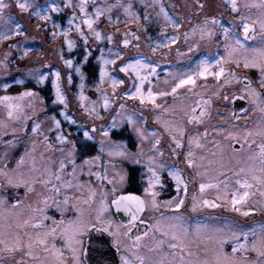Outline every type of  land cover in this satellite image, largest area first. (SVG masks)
Wrapping results in <instances>:
<instances>
[{
	"label": "snow or ice",
	"instance_id": "snow-or-ice-1",
	"mask_svg": "<svg viewBox=\"0 0 264 264\" xmlns=\"http://www.w3.org/2000/svg\"><path fill=\"white\" fill-rule=\"evenodd\" d=\"M207 2L192 0L189 5L191 14L200 17L199 22L193 23L191 16L178 18L179 13L170 12L169 9L176 6L166 5L163 0H139V8L134 6L133 0H114L111 3L109 0H103L102 3H98V0H61V3L48 0L46 5L40 6L35 0H0V46L12 41L7 44V48L20 50V42H16L15 38H28L27 28L14 17L13 8L19 14H29L35 16L37 21L44 22L47 25L45 30L52 29L53 40L64 37L63 44L56 51L64 65L79 74L77 99L90 126L79 124L67 111L68 99L61 86L59 70L52 73V103L63 106L58 115L63 116L70 125L77 126L83 145L95 142L97 134L100 137L98 154L87 156L77 164V141L69 138L70 133H65L56 114L47 117L52 121V127L47 132H54L55 135L50 138L42 130L44 121L39 118L37 109L44 108V101L38 92L25 90L17 95L0 96V107L5 110V119H0V129L4 130L2 135H9V122L21 124L27 132L28 121H32L31 135L42 138L39 141L42 147L39 163L34 155L36 141H33L32 149L19 157L15 167L9 168L7 163L0 166V206L8 205L9 196L14 201L0 212V264H113L108 259L111 249L117 253L131 252L134 257L130 259L128 255L121 254L119 264H264V223L250 227L247 231L238 225L226 234L206 236L202 249L199 242L188 239V232L182 224L184 217L181 209L188 196L189 181L175 163L166 164L157 159L165 155L160 147L161 133L148 132L141 126L147 124V118L143 115L145 110L155 113V122L162 124L169 137L171 155L179 158L183 152V163L188 169L194 170L195 176L202 178L200 194L191 197V211L205 207H225L243 217L264 211V91L258 90H264V0L258 3L218 0L216 10L212 12L206 9ZM253 8L258 10L255 14ZM65 9H70L71 14L67 17V26L62 27L53 19V15H63ZM116 10L122 13L123 20ZM104 22L112 25L115 32H120L121 24L125 26L126 30L121 33L125 49L131 45L132 39L136 41L135 48H140L141 36L137 35L140 32L145 35L151 54L158 53L160 57H165L181 37L188 44L191 37L198 35L200 40L208 42L222 38L226 55L216 59L205 57L188 71L169 74L164 84L170 87L159 88L153 83L160 79L158 65L149 62L148 57L139 54L140 58L125 60L124 52L119 47L115 50L109 47L106 57L105 49L101 48L96 57L100 64L99 81L95 88L99 100L93 101L85 95L84 82L87 77L83 68L93 55L89 48L90 40L99 43L107 41L109 45L113 42L114 33L99 30ZM152 23L158 28L159 39H153L148 33L146 25ZM130 24L137 26L135 31L128 27ZM185 25L188 26L187 30L181 32ZM40 26L38 23L37 30ZM73 32L84 46L83 55L75 64L73 58H65L66 50L71 52L77 47L76 40L71 38ZM249 41L258 43L250 47ZM198 47L189 45L188 52ZM31 51V48H24L17 59L23 60ZM177 53L184 55L178 49ZM11 56V51L3 53L0 65L4 69H7ZM118 60L121 65L117 70L113 66ZM227 64L234 65L235 69L257 70L258 88L253 86L249 76H237L234 68L225 67ZM114 71L129 78V87L123 92H118V89L125 85V79L114 75ZM27 75L35 79L37 84H43L48 79L39 69L29 70ZM209 77L216 83L208 85L206 81ZM66 80L68 85H72V72L67 74ZM233 82L241 85L240 93L223 92V88ZM16 83L23 84L24 81L17 80ZM105 84L111 91L104 88ZM9 87V84H4L3 90L6 92ZM169 98L173 101L170 105ZM237 100H247L248 106L238 110L233 108L230 113L218 112L220 119L227 123L225 117L230 116L233 121H246L251 112H259L260 117L255 126L249 128L245 124L240 129L238 125L231 124L227 129L221 126L211 128L212 132L224 136L225 140L240 144L239 149L232 148L233 153L242 151L245 144L248 146L249 155L245 160L237 157V166L233 167L231 161L225 159L224 145L219 140L213 138L216 151L206 147L209 142L206 121L212 117L215 101L234 105ZM128 101L141 107L129 109ZM117 102L118 110L110 122L98 128L95 122L105 119L101 112L109 111ZM165 114H170V117L165 118ZM124 124L130 125L137 137V144L134 145L136 152L130 151L125 142H116L110 137L113 130L120 129ZM188 126H192L191 132ZM199 126H204L203 131L199 130ZM11 135L12 139L4 142L8 146L17 142L15 127L11 128ZM149 136L152 137L149 151L154 155L145 160L142 146ZM198 149L203 154H198ZM55 152L61 153L58 161L52 158ZM105 153L109 158L120 157L131 160L133 164H145L148 178L143 197L133 193L118 194L117 178L119 183H124L126 172L115 171L116 164L111 159L101 163ZM206 165L214 167L208 168ZM109 166L113 169L111 178ZM69 168L71 171H68ZM165 169L174 181L176 195L160 201V192L156 189L165 187L161 175ZM209 172L215 175L209 176ZM81 176L94 177L99 187H93L91 180L81 181ZM205 177L207 182H203ZM104 181L111 185L110 192L104 186ZM37 186L42 191H37ZM21 188L25 190V198L30 194L37 197V206L25 203V198L19 194ZM85 189L88 192L86 198L75 195ZM208 189H215L212 199L204 197ZM109 195L112 197L110 200ZM81 205H88L89 209L85 210ZM162 206L173 214L166 216L161 212L151 224L141 218L146 211L156 212ZM69 207L75 209L77 215L66 221L63 215ZM49 208L60 212L61 219L48 215ZM120 213L128 215L127 223L112 218L113 214ZM137 222L146 225V229L142 235L133 237L132 228L136 227ZM199 234L198 229V237ZM145 237L151 239L142 243ZM228 244L231 245L230 251L225 249ZM142 248L144 251H141ZM250 254H254L255 258H250Z\"/></svg>",
	"mask_w": 264,
	"mask_h": 264
},
{
	"label": "rangeland",
	"instance_id": "rangeland-1",
	"mask_svg": "<svg viewBox=\"0 0 264 264\" xmlns=\"http://www.w3.org/2000/svg\"><path fill=\"white\" fill-rule=\"evenodd\" d=\"M56 2L61 3V0H56ZM102 2H103V0H98V3H102ZM109 2L110 3L114 2V0H109ZM163 2L166 5L167 4H173L176 6L175 8L169 9V11L179 13L178 18H183L185 16H191L193 23L199 22L200 17H196L195 15H192L191 10L189 8V5L192 3V0H163ZM217 2H218V0H208V2L206 3V9L209 12L215 11L216 10L215 4ZM241 2H243V0H241ZM248 2L249 3H258L259 0H248ZM35 3L38 6L46 5L48 3V0L45 3L40 2V0H35ZM133 3H134L135 7L139 8V0H133ZM89 10L91 11V7ZM116 11L118 14L121 15V19L123 20L124 17L122 15V13H120L119 10H116ZM149 11L152 12L151 9H149ZM257 11L258 10L255 8L252 9L253 14H255ZM12 14L14 15V17L17 20H19L27 28L28 38L27 39H25L24 37H16L15 38V41L17 40L16 42H20V45H21L20 50L7 48V44L12 43V41L5 42L4 45L0 46V60H3V53L5 51H11L12 52V56L9 58L7 69H4L3 66L0 65V86L2 87V91L5 92L3 90L4 84H9L10 87L8 89H10V90H14L18 86H24L26 84H31L32 89H30V90H32V91H37L38 89L47 90V88H48L49 92H48L47 96L49 98V101H47L46 98L43 97V95L37 91L39 93L40 97H42L43 101H44V108L43 109H39V108L37 109V113L39 115V118L42 121H44V123L42 124V130L45 131V133L48 134L50 136V138L55 135L54 132H52V133L47 132V130L52 127L51 119L47 118V117H51L52 115H49L46 113V111L48 112V110H49L48 108L51 105V107H52L51 109L53 111L52 113L56 114L57 118L61 120V126H62L63 130L65 131V133L71 134L69 138L73 139V140H76V138L81 139V132L78 130L77 126L76 125H70L67 121L64 120L63 116L58 115V113L63 109V106L59 105V104H53L52 103V100L54 99V87H53L54 77H53L52 73L55 72L56 70H59L61 73V86H62V89L64 90V92L66 93L67 99H68L69 107H68L67 111L74 116V118L78 121L79 124H88L90 126V121H88L83 110L80 108V102L77 99V93L79 91L78 86L80 84L79 74L75 73L72 69H68L64 65L63 61H61L59 59V55L56 51V49L61 47V45L63 44L64 37H58L56 40H53L51 37V33H50L49 37L47 39L41 33L42 28H43L42 26H40L39 30H37V24L40 23L41 21H37L35 16L29 15V14H19L17 9H15V8L12 9ZM70 14H71V10L65 9L63 15L58 16V15L54 14L53 19H55L59 23L61 21V18L63 17V24H60V25L62 27H66L67 26V17ZM32 17H34L35 19L33 21L31 20V22H30V19ZM153 17H155L154 12H153ZM152 25L154 28L157 27L155 23H152ZM107 26H108V24L106 22L101 23L99 30L114 33L112 44L109 45L107 43V41H105L103 43H99V42H96L94 40H90L89 41V48L93 52V55L91 57L92 58L94 56L98 57L100 54L98 49H101V48L105 49V56L107 57V55H108L107 49L109 47L113 48L114 50L119 47V49L122 52H124V59L125 60L129 59L130 57L140 58L139 54H142L144 57L149 58V62H154L155 64L158 65L157 73H158L160 79H159V81L154 80L153 83L157 84V86L159 88H169L170 87L169 85L164 84L165 79L169 78V74H175V73L188 71V70L195 67L196 62H198L201 59H204L205 57H210L212 59H216V58H219V56H221V55H226L225 49L223 50V43L224 42H223L222 38L214 40L212 42H208V41L200 40L198 35L191 37L188 44H185L183 37H181V40L177 44L172 46V50L169 52V55H167L165 57H160L158 53L156 55H152L150 52V49L147 47L145 35L143 33H140V32H137V35L141 36L140 48L139 49L135 48L134 45L136 44V41L134 39H132L131 45L125 49L122 45L123 36L121 35V33H123L126 30L125 26L124 25L120 26V32H115V29L111 30V28H109ZM128 27L131 28L133 31H135L137 26L135 24H130V25H128ZM187 28H188V26L185 25V27L181 29V32L186 31ZM59 30L60 29H56V31H59ZM170 32H171V30H170ZM149 34L152 35L153 39H159V32L158 31H156L155 33L151 32ZM71 38L76 40L77 47L74 50H72L71 52H68L66 50L65 51V58H73L74 64H75V63H78L80 61V58L84 52V46H83L82 41L76 35L75 32L72 33ZM129 39H131V37H129ZM189 45H193V46L199 45V47L194 48L193 52L189 53L188 52V46ZM24 48H31L32 51L23 60L17 59V57L19 55H21L22 50ZM177 49L179 50V53H184V55H178ZM162 51L167 52L169 50L168 49H162ZM96 53L98 55H95ZM94 64L98 68V80L97 81L93 80V82L90 84L91 88L87 87L89 85L86 83V80H85V82H84L85 83V95L90 97V99L93 101H98L99 100V94L95 91V88H96L98 81H99L100 64L97 61V59L94 60ZM120 65H121V61L118 60L116 65L113 67L118 70ZM227 68H234V67H231L230 65H228ZM35 69H39L43 74H45L48 77V79L45 80L43 84H37L35 79H33L32 77L27 75L29 70H35ZM234 70L236 71V73L239 72V70H237L235 68H234ZM83 71H84V68H83ZM69 72H72V85H68L67 80H66L67 74ZM113 74L117 75L120 78L125 79V85H123L120 89H118V92H123L125 88L129 87V78L127 76H125L123 73H119L118 71H114ZM17 80H23L24 83L23 84H17L16 83ZM233 83H235V82H233ZM145 87L147 88L148 85L146 84ZM225 87H226V89H225ZM225 87L223 89V92H227L228 90L232 89L230 86H225ZM104 88L107 89L108 91H111L110 87L107 84L104 85ZM24 90H22V91H24ZM17 94L18 93H15V94L3 93V95H17ZM217 102H220V101H217ZM217 102L215 101V103H214V106L212 109V117L219 119L220 116L217 113L218 112L223 113L224 109L225 110L227 109V106L222 105L221 107H217L216 106ZM25 103H27V101H25ZM85 103H88V101H85ZM172 103H173L172 99L169 98L168 104L170 105ZM118 104H119V102H117V104L113 105V107L109 111H106V112L102 111L101 112V114L104 116L105 119L103 121H96L95 122L98 128L101 124L107 126V124L110 122V118L118 110ZM97 107L99 108V104H97ZM127 107L129 109H133V108L138 109L141 106H139L138 104H136L133 101H128ZM143 115H144V117L147 118V124L141 125V126L146 128V130L148 132L159 131L161 133V145H160V147L165 153V155L162 157L163 159L161 158V160L164 162H165V160H167V161H169V163H171V159L173 157H171L172 155L169 152V148H168L169 137H168L167 133L164 131L162 124H157L155 122V119H154L155 113H153V112L145 110ZM169 117H170V114H165V118H169ZM212 117L210 120L207 121V124H206L209 128V132H212L211 128L213 126H215V122H216V120H214ZM228 118H229V116L225 117V119L227 120V123L224 126H222V125H219V126L225 127L227 129L229 127V125H231V123L228 121L229 120ZM0 119H5V110L3 109V107H0ZM222 121L225 122V120H222ZM31 125H32V121H28V131L25 132L23 130V126L21 124L9 122V129H8L9 135H2L4 130L0 129V137H3L4 142H5L7 140L12 139L11 128L12 127L16 128V140H17V142L12 146H8L4 143V146H3V150L5 152L4 154H10L11 155L15 152V150L20 149V151L18 153V156L20 157L21 155L25 154L26 150L30 151L33 147V141H36V152L34 153V155L37 157L38 163L40 162L39 161V153H40V151H42V147L40 146L39 141L42 138L41 137H33L31 135ZM200 127H202V126H199V128ZM238 127L240 129L244 128V127H241L240 125H238ZM248 127L252 128L254 126L248 125ZM188 131L189 132L192 131L191 126H188ZM212 133H214V132H212ZM130 136H131V139H129ZM110 137L113 141L125 142L130 151H132V152L137 151V148L134 147V145L137 144V137H136L135 133L132 131L130 125L124 124L120 129L113 130L112 133L110 134ZM18 138H20V140H18ZM213 138H215V140H219L220 143L222 145H224L225 159L230 160L233 167L237 166V164H236L237 157L241 160H245L246 157L249 155V152L243 153L244 155L242 153L237 154V153L231 152L230 144L233 141L225 140L224 136H222V135L209 133V138H208L209 142L207 143L206 147L209 149H212V151H216V149L213 147V143H214ZM99 139H100L99 134H97V140L95 142H89V144L87 145V147L89 146V147L95 148L96 153H94L93 156L97 155L99 152ZM151 141H152V137L149 136V139L144 141L143 146H142L144 154H145V156H144L145 160L148 156L154 155V153L149 151ZM18 143H20V146L18 145ZM53 143H54V141H53ZM77 145H78V142H77ZM56 147H59V146L56 145ZM186 150H187V144L185 143V151ZM66 151H67V149H66ZM196 151L198 154H203L202 150L198 149ZM60 157H61V153H59V152L52 153V158L54 160L58 161V159ZM209 158L211 159V157H209ZM109 159H111L112 162L116 164L115 171L124 170L126 172V179H127L128 167H133V168L141 167L142 170L140 172H138L136 175L137 179L142 180L141 176H143L144 180H147L148 173H147V169H146L144 163L133 164L131 162V160H124L123 158H120V157L109 158V157H107L106 153L102 155L101 163H104ZM157 159L160 160L159 157ZM177 160H178V162L175 164L183 170V173L185 174L186 178H188L189 169L183 163V152H181V154H180L179 158H177ZM80 163L81 162H79L77 164H80ZM172 164H173V162H172ZM206 167L212 168V167H214V165H206ZM68 171H71V169L69 168ZM85 171H87V169H85ZM112 173H113V169L111 168V166H109V177L110 178L112 176ZM161 175H162V181H163V179L164 180L165 179L172 180L171 177H169L167 175L166 169L162 171ZM212 175H215V173L209 172V176H212ZM80 180L81 181L91 180L93 187H97V188L99 187V182H97L94 177L81 176ZM191 181L192 182L193 181L202 182V178L195 176V172L191 171ZM203 182H207V177L203 178ZM103 183H104V186L110 192L111 185H108L107 181H104ZM124 187H125V182L121 184L118 182V178H117L118 192L122 191L124 189ZM37 188H40V187L37 186ZM207 191H209L211 193V191H213V189H208ZM75 195L82 196V197L86 198L88 195V192L85 189L82 192H76ZM196 195H199V194H196ZM214 195H215V193L213 194V197H214ZM111 198H112L111 195H109V200ZM81 207H83L85 210L89 209L88 205H81ZM198 210L204 211L205 214L203 217H201V219H199V221L196 220L197 222L191 224V232L194 233L193 236L191 235V240H196L201 245L202 244L204 245V237L217 235V234H214L213 231L208 233L209 229H217L220 233L226 234L229 231V229H235L238 225L240 227H242L244 230H248V228H250V227H258L259 224H261L263 222L262 221L257 222V223L254 222L255 224L253 225L252 221L264 220V211H258L255 214L250 215L248 217L241 216L240 219H242V223H240L239 219H238L240 215L235 213V212H232L229 208L221 207V208L212 209V208H206L205 207V208H201ZM198 210L195 212L191 211V215H192V213H198ZM67 212L69 214L72 212V214H73L69 218V220L74 219L75 216L77 215V213L75 212V209H72V211H71V207H69ZM161 212H163V211H161L160 209H159V211H156V212L149 211V214L147 217L150 219L158 218L160 216ZM169 213L171 215L173 214L170 211H169ZM218 214H219V216H218ZM222 214L226 215V216H223ZM215 215H217L218 218L226 219V221L222 222L221 226L220 225L216 226L213 222L217 218ZM220 215H221V217H220ZM153 222H154V220H153ZM247 225H249V226H247ZM198 229H199V233H200L199 237L197 236V230ZM157 235H158V233H157ZM150 239H151V237L148 238L147 242H149ZM202 248L203 247L201 246V249Z\"/></svg>",
	"mask_w": 264,
	"mask_h": 264
},
{
	"label": "flooded vegetation",
	"instance_id": "flooded-vegetation-1",
	"mask_svg": "<svg viewBox=\"0 0 264 264\" xmlns=\"http://www.w3.org/2000/svg\"><path fill=\"white\" fill-rule=\"evenodd\" d=\"M47 0H40V2H43V3H45ZM18 11V10H17ZM35 18L34 17H32L31 19H30V22H31V20L33 21ZM51 23V21H49L48 22V24H50ZM41 26L43 25V26H46L47 27V25L44 23V22H40L39 23ZM59 24H63V17L61 18V21L59 22ZM19 39V38H18ZM17 41V40H16ZM258 42L257 41H249L248 42V44L250 45V46H255L256 44H257ZM223 50H224V48H223ZM228 65H230L231 67H234V65H232V64H227V65H225V67L227 68L228 67ZM237 70H239V72H237V75L238 76H240V77H242V76H245V75H247V76H249L251 79H252V81H253V86H255V87H257L258 88V84H257V80H258V71L257 70H255V69H252V70H246V69H242V68H240V69H237ZM202 82V81H201ZM201 82H198V83H201ZM206 83L208 84V85H213V84H215L216 83V81H214V79L212 78V77H209L208 79H207V81H206ZM226 86H230L232 89H230V90H228L227 92L228 93H231V92H233V91H235V92H237V93H240V88H241V85L240 84H236V83H232L231 85H226ZM224 89V88H223ZM225 89H226V87H225ZM25 90H30V89H25ZM24 90V91H25ZM258 90H260V91H264V90H261V89H259L258 88ZM2 91V87L0 86V92ZM23 92V91H22ZM0 96H3V93L2 94H0ZM217 102V101H216ZM222 105H224L221 101L220 102H217V107H221ZM227 106V109L225 110L224 109V112L223 113H230L232 110H233V108H234V105H226ZM247 107L248 106V101L247 100H244V103H243V105H242V107ZM223 110V109H222ZM260 117V113L259 112H251L250 114H249V116H248V119L245 121V120H240V121H233L232 119H231V117L229 116V122L231 123V124H237V125H240L241 127H245V124L248 126V125H252V126H255V124L257 123V121H258V118ZM214 120H216V122H215V126H219V125H222V126H224L226 123L225 122H223L220 118L218 119V118H214V117H212ZM206 124H207V121H206ZM192 127V126H191ZM203 129H204V126H202V127H200L199 128V130H201V131H203ZM209 133H211V134H217V133H212V132H209ZM217 135H219V134H217ZM18 140H20V138H18ZM257 142H259V139H258V141ZM241 143H243V141H241ZM18 145L20 146V143H18ZM231 146H230V150H231V152H233L232 151V148L233 147H235V148H237V149H239L240 148V144H238V143H235L234 141L230 144ZM3 146H4V139H3V137H0V166H3V164L4 163H7V165H8V167L9 168H13L14 166H15V164H16V161L19 159V156H18V153H19V151H20V149H17V150H15V152L13 153V154H7V155H5L4 153V150H3ZM253 148L255 149V146H253ZM170 152V151H169ZM248 153V146L245 144L244 145V149L242 150V151H240L239 153ZM239 153H237V154H239ZM244 155V154H243ZM171 157H173V156H171ZM160 158V160H161V158L162 157H159ZM163 159V158H162ZM165 162L167 163V164H172V162L173 163H177L178 162V160H177V157H173L172 159H171V163H169V161H167V160H165ZM131 168H133V167H128V170H127V179H126V181H125V187H124V189L122 190V191H120V192H118V194H127V193H133V194H136V195H140V196H144V188H146L147 187V180H144V177L143 176H141V178H142V180H139V179H137V176H135V175H133L132 174V177H131V172H130V169ZM142 170V168L141 167H139V171L138 172H140ZM191 171L193 172L194 170H192V169H189V171H188V181H189V189H188V196H187V198H186V200H185V206H184V208L183 209H181V214L183 215V217H184V219H183V221H182V224H183V227L187 230V232H188V239L189 240H191V235L193 236L194 235V233H192L191 232V224L192 223H195V222H197L196 220H198L199 221V219H201V217H203L204 216V211H200V210H198V213H192V215H191V197H192V195L193 194H200L199 193V184L201 183V182H197V181H191ZM137 175V174H136ZM185 175V174H184ZM190 175V176H189ZM186 177V176H185ZM133 178H135V179H133ZM163 183H164V185H165V187L164 188H157L156 189V191H158V192H160V196L158 197V199L160 200V201H164V200H168V199H171L173 196H175L176 195V191H175V187H174V181L173 180H167V179H163ZM9 191H11V190H9ZM37 191H42V189L41 188H37ZM24 193H25V190L23 189V188H21V189H19V194H20V196L22 197V198H25L24 197ZM215 193V189H213V191H211V193L209 192V191H207L206 190V192L204 193V197L205 198H207V199H212L213 198V194ZM257 199H259L258 197H257ZM36 201H37V197L34 195V194H30L27 198H25V203L26 204H32V206L33 207H35V206H37V203H36ZM14 201L11 199V197L9 196L8 197V205H6V206H0V212H3L4 210H5V207H9L10 206V204L11 203H13ZM42 206V205H41ZM72 209L73 208H71V211H72ZM160 210L161 211H163V213L167 216H170L171 214L169 213V211L166 209V208H164L163 206L160 208ZM148 214H149V211H146L145 213H143L142 214V216H141V218L142 219H144V220H146L147 222H148V224H151V223H153V218L152 219H150V218H148L147 216H148ZM200 214V215H199ZM48 215H50V216H54L55 217V219H57V220H59V219H61V214H60V212H58L57 210H55V209H53V208H49L48 209ZM73 214H72V212L69 214L67 211L66 212H64V215H63V218L67 221V220H69V218L72 216ZM223 215V214H222ZM217 218L213 221L214 222V224L216 225V226H218V225H220L221 226V224H222V222H224V221H226V219H222V218H218V216H219V214H218V216L217 215H215ZM223 216H226V215H223ZM220 217H221V215H220ZM112 218L114 219V220H116L117 222H119L118 220H117V218H116V215L115 214H113V216H112ZM241 218V216H239V222L240 223H242V219H240ZM260 221H262L263 223H264V220H254V221H252L253 222V225L255 224V223H257V222H260ZM251 222V223H252ZM255 222V223H254ZM244 225V224H243ZM251 225V224H250ZM247 226H249V225H247ZM135 229V227H133L132 228V231ZM213 231V233L214 234H219L220 232L217 230V229H209V232L208 233H210V232H212ZM245 231H247V230H245ZM136 234L134 233L132 236L134 237ZM142 235V234H141ZM148 238L149 237H145L144 239H143V241H142V243H147V240H148ZM128 243L129 244H131V241H128ZM202 247L204 246L203 244L201 245ZM225 249L227 250V251H230L231 250V245H225ZM141 251H144V249L142 248L141 249ZM121 254H126V255H128L129 256V258L130 259H134V257H132V254H131V252H128V253H123V252H121V253H117L116 252V255H117V259H118V262H117V264H119V258H120V255ZM250 258H255V255L254 254H250ZM9 259H11V258H9Z\"/></svg>",
	"mask_w": 264,
	"mask_h": 264
},
{
	"label": "trees",
	"instance_id": "trees-1",
	"mask_svg": "<svg viewBox=\"0 0 264 264\" xmlns=\"http://www.w3.org/2000/svg\"><path fill=\"white\" fill-rule=\"evenodd\" d=\"M152 11V10H151ZM143 22V21H142ZM123 24H121L120 26H122ZM42 34L48 39L49 37V34L51 33L52 29L51 28H48V30H45L47 27L46 26H43L42 25ZM109 28H111V30H114L115 28L112 26V25H109L108 26ZM146 27L148 28V33H151V32H156L158 31V28H154L152 24H148L146 25ZM99 51V49H98ZM95 55H98L97 53ZM96 59V57L94 56L93 58H89V63L84 67V71L86 73V83L89 85L87 86L88 88H91L90 87V84L93 82V80H98V68L96 67V65L94 64V60ZM24 89H32L31 88V84H26L24 86H18L16 89L14 90H10V89H7L6 92H3L1 91L0 94L2 93H5V94H15V93H19L20 91L22 92V90ZM34 90V89H33ZM39 93H41L43 95V97L46 98L47 101H49V98L47 96L49 90L47 88V90H40L38 89L37 90ZM36 91V92H37ZM49 103V102H48ZM51 105L49 106V110L48 112L46 111L47 114L49 115H53L54 113H52V109H51ZM129 139H131V136L129 137ZM76 141L78 142V145H77V149H78V152H77V163L79 162H82V160L87 157V156H93L94 153H96V150L94 147H87L85 145H82L81 144V139H77L76 138ZM139 171V167L138 168H131L130 169V174H131V177H132V174L136 176V174L138 173ZM135 179V178H133Z\"/></svg>",
	"mask_w": 264,
	"mask_h": 264
},
{
	"label": "water",
	"instance_id": "water-1",
	"mask_svg": "<svg viewBox=\"0 0 264 264\" xmlns=\"http://www.w3.org/2000/svg\"><path fill=\"white\" fill-rule=\"evenodd\" d=\"M243 103H244V101L237 100L234 104V108L237 110L240 109L242 107ZM115 215H116V218L118 221L123 220L125 223H127L128 219H129L128 215L124 214V213L115 214ZM145 229H146V225H143V224H140L139 222H137V225H136L135 229L132 231L131 235H133L134 233L135 234H142L145 231ZM108 259L110 261H112L113 264H117L118 259H117L115 249H111L108 252Z\"/></svg>",
	"mask_w": 264,
	"mask_h": 264
}]
</instances>
